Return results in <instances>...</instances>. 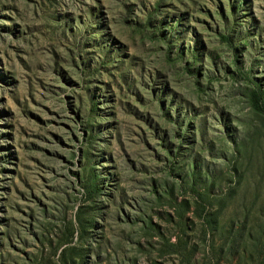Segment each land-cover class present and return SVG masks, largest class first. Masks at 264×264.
<instances>
[{
  "label": "rangeland",
  "instance_id": "1",
  "mask_svg": "<svg viewBox=\"0 0 264 264\" xmlns=\"http://www.w3.org/2000/svg\"><path fill=\"white\" fill-rule=\"evenodd\" d=\"M263 92L264 0H0V264H264Z\"/></svg>",
  "mask_w": 264,
  "mask_h": 264
},
{
  "label": "trees",
  "instance_id": "2",
  "mask_svg": "<svg viewBox=\"0 0 264 264\" xmlns=\"http://www.w3.org/2000/svg\"><path fill=\"white\" fill-rule=\"evenodd\" d=\"M264 93V92H263ZM256 103H258V102H256Z\"/></svg>",
  "mask_w": 264,
  "mask_h": 264
}]
</instances>
